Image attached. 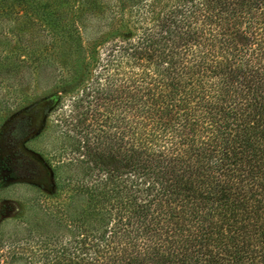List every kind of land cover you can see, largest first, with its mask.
<instances>
[{
    "label": "trees",
    "instance_id": "1",
    "mask_svg": "<svg viewBox=\"0 0 264 264\" xmlns=\"http://www.w3.org/2000/svg\"><path fill=\"white\" fill-rule=\"evenodd\" d=\"M75 1L0 0L3 20L34 29L60 145L33 197L37 259L9 257L264 264V0Z\"/></svg>",
    "mask_w": 264,
    "mask_h": 264
},
{
    "label": "rangeland",
    "instance_id": "2",
    "mask_svg": "<svg viewBox=\"0 0 264 264\" xmlns=\"http://www.w3.org/2000/svg\"><path fill=\"white\" fill-rule=\"evenodd\" d=\"M69 3L75 9L76 1L70 0ZM129 9L125 7L123 16L119 18L121 21L117 22L123 23L132 17ZM17 22L3 20L0 15V264H20L28 257L37 259L33 248L36 239L40 238V228L34 234L27 233L32 219L40 217L32 214L33 197L40 188L50 192L52 177L44 159L49 158L54 165L59 159L54 157L58 151L55 147L60 146L56 133L49 128L52 117L49 116L46 122L42 113L45 106H53L55 96L47 72L43 76L41 69L35 68V48L31 46L34 29L20 28L21 25L14 28ZM36 79L41 81L36 82ZM34 101L38 104L31 107ZM23 117L29 120V134L22 140H16L11 130ZM15 150H20L36 163L38 174L31 177L25 170L15 167ZM41 240L48 241L45 237ZM64 241L62 238L61 243ZM9 251L21 253L24 259L18 260L15 255L9 257Z\"/></svg>",
    "mask_w": 264,
    "mask_h": 264
}]
</instances>
